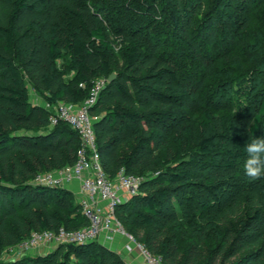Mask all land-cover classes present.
Here are the masks:
<instances>
[{
    "label": "trees",
    "instance_id": "16d2710c",
    "mask_svg": "<svg viewBox=\"0 0 264 264\" xmlns=\"http://www.w3.org/2000/svg\"><path fill=\"white\" fill-rule=\"evenodd\" d=\"M260 1L0 0V254L31 230L89 223L69 190L33 182L71 165L79 141L65 122L50 124L27 84L55 107L82 103L103 78L89 107L100 163L109 177L120 168L141 177L116 208L124 229L165 264H264V179L240 174L245 144L264 137V93L253 107L227 108L245 62L222 70L218 61ZM252 45L254 91L264 36ZM195 106L201 137L182 124ZM0 264L129 263L91 240Z\"/></svg>",
    "mask_w": 264,
    "mask_h": 264
},
{
    "label": "built area",
    "instance_id": "2783aa9c",
    "mask_svg": "<svg viewBox=\"0 0 264 264\" xmlns=\"http://www.w3.org/2000/svg\"><path fill=\"white\" fill-rule=\"evenodd\" d=\"M103 84V78L94 80L89 96L77 106L58 102L54 107L49 116L50 124L65 122L78 136L75 160L71 165L38 172L33 178V182L58 187L77 180L80 191L77 203L89 223L77 229H65L61 226L57 230H31L9 249L30 252L45 243H84L98 240L104 232V237L109 241L115 234L123 235L126 238L124 250L136 251L142 258L141 264H165L162 255L152 252L143 242L129 234L116 215L117 206L139 191L141 177L127 173L123 168L117 170L113 177H109L100 163L93 128L94 117L90 114L89 107L95 102Z\"/></svg>",
    "mask_w": 264,
    "mask_h": 264
},
{
    "label": "rangeland",
    "instance_id": "374dc122",
    "mask_svg": "<svg viewBox=\"0 0 264 264\" xmlns=\"http://www.w3.org/2000/svg\"><path fill=\"white\" fill-rule=\"evenodd\" d=\"M250 18V24L248 28H240L236 33V37L234 40L228 43L227 48H225L223 53H228L229 60H223L219 58V62L223 63L221 65L222 70H225L227 67L228 62L236 61V59H240L242 62H245L244 67L241 70L235 71L236 74L234 81L232 82V86L227 87L226 91H229V97L225 99L227 103V108H231L235 112H240L244 107L254 106L256 105L262 98L264 93V83L258 85L254 91H252V68L254 66L253 61V38L258 36H264V0L257 2V7L248 14ZM222 53V52H221ZM216 54V53H215ZM218 56V54H217ZM58 65L62 68L64 76L67 77L70 75L68 70V62L66 59H62L58 61ZM230 68V67H229ZM27 89L29 93L30 100L33 101H43L39 95L32 89L30 84H27ZM79 104H76V106ZM49 106V105H48ZM50 111H54V107H48ZM184 119L182 120L183 126H188L190 128V132L194 137H201L202 135L206 134V130L202 128L201 119H200V107L195 106L190 109H183ZM246 159V158H245ZM242 168L240 170V174L242 176L243 182L247 183L251 180L247 177ZM244 183V184H245ZM229 196L228 193L225 194ZM104 235V232H103ZM121 235V234H120ZM126 238L123 236V241L118 240L115 244L118 246L120 253H118L121 258L126 259H135L130 253L127 254L126 250H124V242ZM115 242V241H114ZM57 245L56 243H45L38 247H35L30 250V252H21L19 249H9V247L4 248L1 251L0 257L4 259H11L21 256L26 253L31 254H42L50 249L55 248ZM122 258V259H123Z\"/></svg>",
    "mask_w": 264,
    "mask_h": 264
},
{
    "label": "clouds",
    "instance_id": "9594fccd",
    "mask_svg": "<svg viewBox=\"0 0 264 264\" xmlns=\"http://www.w3.org/2000/svg\"><path fill=\"white\" fill-rule=\"evenodd\" d=\"M247 154L243 170L251 180L264 179V137H253L244 146Z\"/></svg>",
    "mask_w": 264,
    "mask_h": 264
},
{
    "label": "crops",
    "instance_id": "0c3cea01",
    "mask_svg": "<svg viewBox=\"0 0 264 264\" xmlns=\"http://www.w3.org/2000/svg\"><path fill=\"white\" fill-rule=\"evenodd\" d=\"M33 103L39 104L41 106L44 107H49L47 103H45L44 101H33L31 100ZM64 188H66L67 190H69L71 192V194L73 195V197L75 198V200L77 201V199L80 197V191H79V182L77 180H73L70 183L66 184L64 186ZM118 240H122L123 241V235L120 234H115L113 236V239L111 241L107 240L103 234L100 235V237L98 238V241L103 244L104 246L114 250L116 253H120L119 249L117 248L118 246L116 245ZM115 241V242H114ZM126 242V241H125ZM124 242V243H125ZM116 243V244H115ZM127 254H129L127 252ZM132 256H134L135 259H126L123 258L124 261L128 262L129 264H141L142 263V258L140 257V255L136 252L133 251L130 253Z\"/></svg>",
    "mask_w": 264,
    "mask_h": 264
},
{
    "label": "water",
    "instance_id": "95a60500",
    "mask_svg": "<svg viewBox=\"0 0 264 264\" xmlns=\"http://www.w3.org/2000/svg\"><path fill=\"white\" fill-rule=\"evenodd\" d=\"M114 74L111 73L109 76H108V80H110L111 78H113Z\"/></svg>",
    "mask_w": 264,
    "mask_h": 264
}]
</instances>
